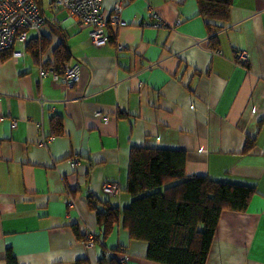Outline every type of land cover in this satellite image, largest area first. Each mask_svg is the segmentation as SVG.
<instances>
[{"label": "crops", "instance_id": "0c3cea01", "mask_svg": "<svg viewBox=\"0 0 264 264\" xmlns=\"http://www.w3.org/2000/svg\"><path fill=\"white\" fill-rule=\"evenodd\" d=\"M37 2L44 27L0 54V264H100L117 246L127 264H158L124 230L90 239L98 213L132 204L133 147L184 151L188 176L254 187L246 212L222 214L207 264H264V0H234L218 50L196 0H103L106 17L123 5L125 25L100 47ZM61 43L81 67L72 86L51 72ZM111 182L119 193L104 192Z\"/></svg>", "mask_w": 264, "mask_h": 264}, {"label": "trees", "instance_id": "16d2710c", "mask_svg": "<svg viewBox=\"0 0 264 264\" xmlns=\"http://www.w3.org/2000/svg\"><path fill=\"white\" fill-rule=\"evenodd\" d=\"M196 2L200 17L207 22L210 45L218 50L217 32L230 22L234 0ZM32 49L39 56L40 46ZM55 57L54 70L62 71L71 59L65 43L55 50ZM55 125L62 133L61 122ZM254 145V141H248L245 152L250 153ZM186 161L184 151L133 147L126 188L133 197L132 204L124 209L108 207L98 213L100 229L92 243L105 246L113 234L124 230L131 240L148 244L147 259L152 262L207 264L222 214L246 212L257 191L251 186L214 181L207 176H188ZM77 235L83 240L87 237L80 232ZM107 252L100 264H127L121 246ZM8 261L15 264L13 259Z\"/></svg>", "mask_w": 264, "mask_h": 264}, {"label": "built area", "instance_id": "2783aa9c", "mask_svg": "<svg viewBox=\"0 0 264 264\" xmlns=\"http://www.w3.org/2000/svg\"><path fill=\"white\" fill-rule=\"evenodd\" d=\"M51 5L55 11H64L80 25L90 27V39L97 47L108 44L109 27L125 25L122 19V4H117L108 17L104 15L103 0H51ZM155 17L159 21L157 27H162L161 18L158 15ZM45 24L46 18L37 0H0V54L14 49L17 43H27L29 31H40ZM14 55L21 57L24 53L14 52ZM236 61L246 65L247 53L239 51L236 54ZM51 72L55 80H62L67 86L78 83L81 77L80 65L74 67L65 65L62 71ZM45 73H47L46 70L43 75ZM104 120L108 122L109 117H104ZM71 165L75 168L77 160L71 161ZM104 192L109 195L117 194L119 186L112 182L107 183L104 186ZM90 239L93 241L94 237Z\"/></svg>", "mask_w": 264, "mask_h": 264}, {"label": "rangeland", "instance_id": "374dc122", "mask_svg": "<svg viewBox=\"0 0 264 264\" xmlns=\"http://www.w3.org/2000/svg\"><path fill=\"white\" fill-rule=\"evenodd\" d=\"M43 1H44V9H45V12H46V14L48 16H50L51 13H50L49 8H50V6H52V5H50L51 4V0H43ZM36 35H37V32H34V31H30V33H29L30 38H32V37H34Z\"/></svg>", "mask_w": 264, "mask_h": 264}]
</instances>
